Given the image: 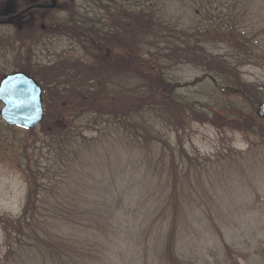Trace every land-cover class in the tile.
Segmentation results:
<instances>
[{
  "label": "trees",
  "instance_id": "trees-1",
  "mask_svg": "<svg viewBox=\"0 0 264 264\" xmlns=\"http://www.w3.org/2000/svg\"><path fill=\"white\" fill-rule=\"evenodd\" d=\"M251 2L71 0L61 4L64 17L56 23L54 36L68 44V51L57 55L52 67H41L39 73L48 86L44 97L54 88L55 110L67 106L72 113L66 128L54 131L51 122L55 117L46 111L41 124L45 130L49 123L43 137L46 165L36 163L27 168L29 191L21 215L1 219L9 249L6 263L11 258H32L44 264H118L107 242L122 232L118 214L122 210L136 222V233L152 238L145 251L154 264H198L182 255L185 246L180 244L184 234L196 227L194 216L203 213L212 221L220 213L219 219L224 220V209L217 203L211 208L214 216L211 209L209 215L198 204V194L215 201L222 189L224 197L236 172L231 161L222 177L208 167H204L206 172L199 171L184 147L172 146L161 132L169 126L182 129L194 116L211 117L213 123L240 125L261 139L264 149V127L257 125L264 118L246 116V106L257 101L256 97L241 90L233 67L205 48L207 39L219 30L207 25L210 19L214 21L215 12L220 19L223 10L238 13L233 15L236 21L243 19L242 11L248 13ZM50 44L54 46L51 39L44 46L49 48ZM183 65L203 70L222 92H232L225 110L231 116L214 109L211 114L195 112V104L182 103L170 74ZM121 150L134 156L136 172L143 175L139 180L142 187L137 193L98 191L95 185L109 180L115 186L119 181L113 168ZM237 166L239 171L244 168L239 161ZM82 183L84 191L78 187ZM101 191L103 202L92 195L99 196ZM116 194L117 206L112 208L109 204ZM137 194L136 206L126 207L125 196L134 200ZM64 227L83 228L85 244L64 236ZM220 238L226 248L223 236Z\"/></svg>",
  "mask_w": 264,
  "mask_h": 264
},
{
  "label": "rangeland",
  "instance_id": "rangeland-1",
  "mask_svg": "<svg viewBox=\"0 0 264 264\" xmlns=\"http://www.w3.org/2000/svg\"><path fill=\"white\" fill-rule=\"evenodd\" d=\"M251 1L248 13L242 11L243 19L235 21L233 15L238 13L231 15L226 10H223L222 19H220L218 12H215L214 21L210 19L207 25L219 30H216L205 44L210 55L224 60L236 70L241 90L244 89L248 94L256 97L257 101L246 106V116L257 115L264 104V0ZM62 3H68V1L64 0ZM216 7L214 6V9ZM63 17V13L57 12L56 23ZM4 31H0V34L13 30L8 28ZM29 35L31 40L39 41V33L30 31ZM56 38V36L51 38L54 46L50 44L48 48L42 44L39 45L36 49V59L32 61L33 65L52 67L57 61V55L68 51V44ZM19 56L20 58L15 52L0 54V81L6 75L22 72L34 79L44 92L48 86L46 87L47 83L42 82L43 76L39 73L40 69H33L32 65L24 61L27 58L25 52H21ZM67 57L72 58V55ZM170 75L176 82L178 96L182 103H189L192 106L195 104V112L201 110V113L211 114L210 110L214 109L226 114L225 110L230 106L232 92L228 94L222 92V89L217 87L213 79L205 75L203 70L183 65L172 69ZM55 92L54 88H49L47 96L42 97L45 112L47 111L49 117H55L54 120L51 119V127L54 131L66 128L72 113L67 106L60 111L55 110ZM238 100L244 104L243 100ZM229 108V110L232 109ZM1 110L0 103V264H44L35 262L32 258H25L23 261L11 258L6 263L9 249L1 219H15L21 215L29 191L26 170L28 167H35L36 163L46 165L48 158L47 150L43 148L45 147L43 137L49 123L45 125V130L41 126L32 131L10 127L1 119ZM200 117L189 118L179 130L177 127L171 128L170 126L163 128L161 133L164 140L169 141L172 146H183L187 155L193 160V164L199 167V171H215L218 177L225 175V169L231 161L230 163L234 166L232 171L236 172L234 174L236 177L233 176L229 181L231 188L224 197H221L223 190H218L217 201H211L209 195L198 194V204L202 205L209 215V209L215 208L218 203L224 209V220L219 219L221 218L220 213L219 218L214 216V209H211L212 216H214L212 221L203 213L194 216L196 227L184 234L183 243L181 240L180 244L185 247L181 253L198 264H264L263 142L251 132L241 129L240 125L217 123L218 121L213 123L211 117L207 120ZM263 122L264 120H261L257 125L263 128ZM85 133L88 136L94 135V133ZM26 147H29L28 152L25 150ZM40 147L43 148L42 151L38 149ZM231 152L237 157L234 158L232 155V158L226 159ZM130 153L127 150H121L119 162L113 168L119 176L117 184L114 186L108 180L101 186L95 185L98 191L105 189L118 193L122 191L137 193L139 187L143 185L139 182L143 175L136 172V166H134L136 160ZM238 161L244 166L242 171L238 170L240 168L237 166ZM29 162L31 164H28ZM204 167H208V170ZM105 170L109 172V169ZM78 187L83 191L86 190L84 183ZM92 195L103 202V191L99 196L95 193ZM116 198L117 194L113 197V202L109 204L112 208L117 206ZM139 198L138 194L134 200L125 196L126 207H135ZM151 204L154 202L152 201ZM118 214L123 221L122 232L113 235L107 242L111 246L107 249L112 259L114 258L118 264H154L145 251L146 247L151 246L152 238L147 234L143 237L136 233L138 232L137 225L132 217L125 216L122 210H119ZM204 228L207 229L206 233L199 232ZM219 230L220 234L217 232ZM194 231L197 233L194 234ZM62 234L70 237L71 240L80 242L82 246L87 239L86 231L79 227L73 230L64 227ZM220 235L226 242V248L221 245ZM216 245L219 247L217 248Z\"/></svg>",
  "mask_w": 264,
  "mask_h": 264
},
{
  "label": "flooded vegetation",
  "instance_id": "flooded-vegetation-1",
  "mask_svg": "<svg viewBox=\"0 0 264 264\" xmlns=\"http://www.w3.org/2000/svg\"><path fill=\"white\" fill-rule=\"evenodd\" d=\"M63 1L0 0V31L5 32L4 29L8 28L13 30L0 34V54L4 52L8 54L15 52L18 53V58H20L19 54L25 52L27 58L24 61L28 65H32L33 69H40V66L37 67L38 64L33 65L32 63L36 59V49L41 44H47L54 37L56 14L57 12L62 13L63 8L61 4H63ZM59 6L61 7L59 8ZM8 7L10 8L8 9ZM30 31L39 33V41L31 40L29 35ZM18 73L22 72H16L14 74ZM14 74H9L1 78L0 84L4 78Z\"/></svg>",
  "mask_w": 264,
  "mask_h": 264
},
{
  "label": "water",
  "instance_id": "water-1",
  "mask_svg": "<svg viewBox=\"0 0 264 264\" xmlns=\"http://www.w3.org/2000/svg\"><path fill=\"white\" fill-rule=\"evenodd\" d=\"M42 94V87L27 75L18 73L7 76L0 84L2 120L10 127L26 131L37 129L45 120ZM257 115L264 118V104Z\"/></svg>",
  "mask_w": 264,
  "mask_h": 264
}]
</instances>
